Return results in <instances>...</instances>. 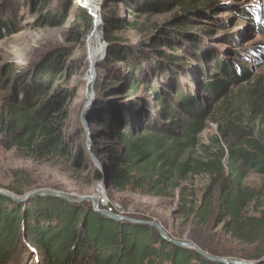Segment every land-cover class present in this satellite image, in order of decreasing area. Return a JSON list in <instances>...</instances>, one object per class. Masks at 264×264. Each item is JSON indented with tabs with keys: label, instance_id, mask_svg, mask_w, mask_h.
<instances>
[{
	"label": "rangeland",
	"instance_id": "374dc122",
	"mask_svg": "<svg viewBox=\"0 0 264 264\" xmlns=\"http://www.w3.org/2000/svg\"><path fill=\"white\" fill-rule=\"evenodd\" d=\"M86 3L98 15L79 0H0V122L8 103H21L43 118L59 149L44 144L42 135L18 147L11 145L9 134L0 133V192L12 205L36 198L25 196L39 189L76 198L102 192L109 203L125 209L126 216L158 222L174 239L191 242L192 235H199L238 255L251 253L254 246L224 234L215 219L200 227L192 216L178 214L180 188L188 198L193 192L200 199L209 175H187L172 197L117 190L112 184L105 187L104 172L110 165L105 151L117 147L110 121L123 132L152 125L179 136L182 128L169 112L179 114L175 98L185 93L204 108L203 128L191 156L204 155V146L217 150L215 137L228 118L248 129V95L257 81L264 83V0ZM82 8L98 17L95 28H86ZM104 15L123 28L105 24ZM224 67L238 77L228 84V99L221 105L203 86L225 78ZM132 77L138 79L136 91L130 90ZM250 126L253 137L264 143V117ZM226 132V139L221 138L224 148L227 141L247 137L234 139L232 129ZM244 176L243 185L256 196L246 212L254 215L256 204L264 205V175L248 170ZM19 243L6 264H40L35 254L44 264L38 252L24 249L25 239Z\"/></svg>",
	"mask_w": 264,
	"mask_h": 264
},
{
	"label": "trees",
	"instance_id": "16d2710c",
	"mask_svg": "<svg viewBox=\"0 0 264 264\" xmlns=\"http://www.w3.org/2000/svg\"><path fill=\"white\" fill-rule=\"evenodd\" d=\"M82 11L86 28H95L98 17L83 8ZM103 21L114 29L123 28V23L112 17L104 15ZM224 69L225 78L203 86L221 105L228 99V84L236 82L238 77L232 69ZM137 84L138 79L132 77L130 90L136 91ZM147 87L157 94L152 86L147 84ZM251 92L245 108L250 121L248 129L240 126L238 116L234 118L237 122L226 119L215 137L214 152L204 146V155L189 154L205 120L203 106L189 93L175 98L179 114L169 112V117L182 128L179 136L152 125L123 132L117 128L118 123L110 121L117 147L105 152L113 166L111 184L117 190L172 197L187 175L199 172L209 175L210 182L200 199L193 192L188 198L185 188H180L178 214L192 216L193 223L200 227L215 219L216 225L221 223L224 234L241 244L254 246V250L238 255L221 243L216 246L206 243L199 235H192L191 242L212 256H232L253 262L250 264H264V205L257 203V214H248L246 207L256 196L243 185L248 170L264 175V143L253 137L250 128L255 119L264 117V83L257 81ZM1 119L0 133L12 137L11 145L28 146L42 135L44 144L52 143L53 150H59L43 118L23 104L8 103ZM227 129H232L234 139L247 137L238 143L227 141L224 148L221 138L229 135ZM12 204L13 200L0 194V264L9 261L21 239L26 242L24 249L31 247L38 252L44 264H227L167 241L150 225L107 218L88 201L74 203L57 197H36L25 204ZM35 257L41 264L42 258L37 254Z\"/></svg>",
	"mask_w": 264,
	"mask_h": 264
},
{
	"label": "water",
	"instance_id": "95a60500",
	"mask_svg": "<svg viewBox=\"0 0 264 264\" xmlns=\"http://www.w3.org/2000/svg\"><path fill=\"white\" fill-rule=\"evenodd\" d=\"M98 15V13H96ZM112 171H113V166L109 165L108 169L106 172H104V176L106 179V183H105V187H109L111 185V180H112ZM0 194H4L1 193ZM102 196V192L98 194V196H91V195H85V196H81V197H74L72 195L69 194H65L63 192L54 190V189H39L36 190L34 192H32L31 194H28L25 196V198L28 197H57V198H61L70 202H74V203H80L82 201H89L92 203L93 209L106 216L107 218L113 219L115 221H129V222H133V223H140V224H146V225H150L152 227H155L158 231L159 234L161 235V237H163L164 239H166L167 241L178 245V246H182L185 248H190L195 250L196 252H198L199 254H201L203 257L209 259V260H213V261H219V262H223V263H232V264H250L253 262H245V261H237L234 259H229V258H220V257H216V256H212L204 251H202L196 244L185 241V240H177L174 239L170 236H168L164 230V228L162 227L161 224H159L158 222L155 221H148V220H136V219H132L128 216H124V215H120V214H116V213H112V212H108L107 210L100 208V204H99V199Z\"/></svg>",
	"mask_w": 264,
	"mask_h": 264
},
{
	"label": "built area",
	"instance_id": "2783aa9c",
	"mask_svg": "<svg viewBox=\"0 0 264 264\" xmlns=\"http://www.w3.org/2000/svg\"><path fill=\"white\" fill-rule=\"evenodd\" d=\"M81 1L83 6L89 7L90 9H92V11L96 14L97 12L94 11L92 6H89L88 3H86V0H79ZM97 15V14H96ZM99 204L102 205V207L107 210L108 212H112V213H116V214H120V215H124L126 216V211L123 208H120L119 206H116L113 203H109L107 199H105L104 197H100L99 199Z\"/></svg>",
	"mask_w": 264,
	"mask_h": 264
},
{
	"label": "bare ground",
	"instance_id": "6f19581e",
	"mask_svg": "<svg viewBox=\"0 0 264 264\" xmlns=\"http://www.w3.org/2000/svg\"><path fill=\"white\" fill-rule=\"evenodd\" d=\"M94 11H96L97 12V10L96 9H94ZM96 54V53H95ZM96 55H99V53L97 52V54ZM103 194V193H102ZM98 196V195H97ZM103 197V196H102Z\"/></svg>",
	"mask_w": 264,
	"mask_h": 264
}]
</instances>
